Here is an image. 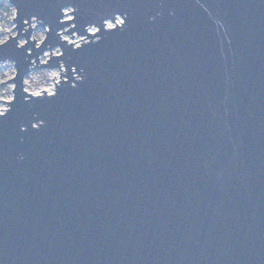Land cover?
I'll list each match as a JSON object with an SVG mask.
<instances>
[{"label":"water","instance_id":"1","mask_svg":"<svg viewBox=\"0 0 264 264\" xmlns=\"http://www.w3.org/2000/svg\"><path fill=\"white\" fill-rule=\"evenodd\" d=\"M8 2L0 264H264V0Z\"/></svg>","mask_w":264,"mask_h":264},{"label":"rangeland","instance_id":"2","mask_svg":"<svg viewBox=\"0 0 264 264\" xmlns=\"http://www.w3.org/2000/svg\"><path fill=\"white\" fill-rule=\"evenodd\" d=\"M66 12L70 13V10ZM70 15V14H69ZM15 17L14 8L6 1L0 2V45L1 41L9 36L15 35V27L13 18ZM67 19V17H66ZM95 29V28H94ZM94 31V30H93ZM93 33V32H91ZM46 37V31L43 29H35L32 34V39L34 38L37 43H41ZM63 38L68 40L70 43H80L81 38L78 36H74L70 38V36L63 35ZM7 39V38H6ZM21 44L25 43V40H20ZM60 51L58 49H54L51 51L53 56L58 55ZM50 59V51H47L42 57V63H47ZM60 73H66V69L62 67V70H40L37 69L29 74V76L25 80V90L28 93L41 92L43 90H55V84L59 81L65 79L60 78ZM16 74L15 66L13 63H0V102L6 100H13V90L14 84L8 80L14 78ZM79 78V75H76V79ZM57 79V80H56ZM7 82V83H5ZM3 100V101H1Z\"/></svg>","mask_w":264,"mask_h":264},{"label":"snow or ice","instance_id":"3","mask_svg":"<svg viewBox=\"0 0 264 264\" xmlns=\"http://www.w3.org/2000/svg\"><path fill=\"white\" fill-rule=\"evenodd\" d=\"M65 16L67 17V21H74L76 19L75 16L69 15L67 12L65 13ZM125 21L121 19L120 17H115L114 20L106 21V27L109 31H112L116 28L117 24L123 25ZM100 31L99 28L94 29L93 34ZM14 100H6L3 102H0V118H6V114L11 111V105L13 104Z\"/></svg>","mask_w":264,"mask_h":264},{"label":"built area","instance_id":"4","mask_svg":"<svg viewBox=\"0 0 264 264\" xmlns=\"http://www.w3.org/2000/svg\"><path fill=\"white\" fill-rule=\"evenodd\" d=\"M1 1H6V2H8V0H0V2ZM9 3V2H8ZM10 4V3H9ZM15 24V23H14ZM16 25V24H15ZM117 25H119V24H117ZM94 30V28H91V29H89V31L91 32V31H93ZM15 32H16V28H15ZM10 35H12V33L10 34ZM7 39L9 38V36L8 37H6ZM3 39V41H1V43H4L7 39ZM81 43V42H80ZM80 43H74L75 44V46H78V45H80ZM42 62V61H41ZM63 67V66H62ZM59 70H62V68L61 69H59ZM29 76V75H28ZM27 76V77H28ZM26 77V78H27ZM26 80V79H25ZM64 80V79H63ZM60 82V81H59ZM58 82V83H59ZM57 83V84H58ZM51 90V89H50ZM54 92V90H51V92L50 93H48V92H46L47 94H52ZM43 94V92H39V94L38 95H34V96H40V95H42Z\"/></svg>","mask_w":264,"mask_h":264},{"label":"bare ground","instance_id":"5","mask_svg":"<svg viewBox=\"0 0 264 264\" xmlns=\"http://www.w3.org/2000/svg\"><path fill=\"white\" fill-rule=\"evenodd\" d=\"M34 27H35V24H34ZM91 32H93V31H91ZM85 41H87V40H85ZM44 55V54H43ZM43 55L42 56H40V61L42 60V57H43ZM43 70H45V69H43ZM56 70V69H55ZM57 80V79H56ZM45 92H48V93H50L51 92V90H44ZM43 92V91H42ZM44 93V92H43ZM30 94H32V95H38L39 94V92H35V93H30Z\"/></svg>","mask_w":264,"mask_h":264}]
</instances>
